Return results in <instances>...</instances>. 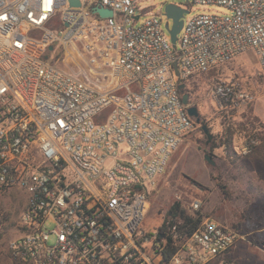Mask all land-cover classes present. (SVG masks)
Segmentation results:
<instances>
[{
    "label": "built area",
    "instance_id": "built-area-1",
    "mask_svg": "<svg viewBox=\"0 0 264 264\" xmlns=\"http://www.w3.org/2000/svg\"><path fill=\"white\" fill-rule=\"evenodd\" d=\"M80 1L0 0V190L26 195L12 256L22 264H216L244 240L238 227L206 217L192 232L169 220L147 231L143 221L158 177L195 126L179 84L250 51L264 82V0L186 1L228 12L184 17L176 47L161 12L138 23L146 0ZM97 5L113 16L100 17ZM79 42L85 58L76 69L48 55L55 43ZM211 93L233 110L256 99L253 88L224 81ZM258 144L249 136L238 152Z\"/></svg>",
    "mask_w": 264,
    "mask_h": 264
},
{
    "label": "rangeland",
    "instance_id": "rangeland-1",
    "mask_svg": "<svg viewBox=\"0 0 264 264\" xmlns=\"http://www.w3.org/2000/svg\"><path fill=\"white\" fill-rule=\"evenodd\" d=\"M168 3L190 8L186 18L200 13L228 12L220 5L146 0L140 3L147 9L138 11L143 14L138 23L144 22L151 13L161 12L162 28L169 37L165 28L168 19L163 14ZM60 23L56 16L49 26L58 29ZM48 55L62 68L76 69L84 64V44L56 43ZM220 81L253 88L256 99L234 110L221 105L211 93ZM185 92L190 94V105L198 107L200 122L194 118V129L184 136L158 177L143 227L147 231L159 228L170 206L179 201L187 213L200 212L203 219H220L244 234V240L216 264H264V139L256 135L264 129V82L257 56L250 51L217 69L196 75L186 81ZM203 125L208 133L204 132ZM253 135L259 139V144L251 154L240 155L241 142ZM206 154L213 164L205 158ZM196 201L200 202L197 209L192 207ZM25 204L26 195L22 190H0V264H22L12 256L9 244L21 236L20 216Z\"/></svg>",
    "mask_w": 264,
    "mask_h": 264
},
{
    "label": "water",
    "instance_id": "water-1",
    "mask_svg": "<svg viewBox=\"0 0 264 264\" xmlns=\"http://www.w3.org/2000/svg\"><path fill=\"white\" fill-rule=\"evenodd\" d=\"M188 1V0H185ZM70 6L72 7H80L81 6V1L80 0H69ZM93 12L98 13L100 17L106 18V17H111L113 16L114 12L112 9L97 5L93 7ZM189 13V10L186 8H183L182 6L176 4V3H168L166 4L164 8V15L168 19L165 28L168 31L170 35L171 42L174 47L177 45V40H178V34L180 33L183 24H184V17L185 14ZM65 26H68V23L65 22ZM56 44V43H55ZM54 45L50 46V49H53ZM174 68L176 71V74H178V68L177 64H174ZM185 83H180L179 84V89L182 93V101L184 104L188 106L187 111L189 115L193 118L196 119L197 122H200V113L198 110V107L195 105H190V94L188 92H185ZM203 130L205 133H208V129L205 125H203ZM205 158L210 162L214 163L210 156L208 154L205 155Z\"/></svg>",
    "mask_w": 264,
    "mask_h": 264
},
{
    "label": "trees",
    "instance_id": "trees-1",
    "mask_svg": "<svg viewBox=\"0 0 264 264\" xmlns=\"http://www.w3.org/2000/svg\"><path fill=\"white\" fill-rule=\"evenodd\" d=\"M256 135L259 137L261 136L264 139V129L257 131ZM167 220L170 221L171 225L177 224L180 227H185L189 232H192L193 230L197 229L203 221V214L200 212H196L195 215L189 214L182 207L181 202L175 201L168 209L164 222ZM174 252L175 247L170 246L169 250L166 252V258H170Z\"/></svg>",
    "mask_w": 264,
    "mask_h": 264
},
{
    "label": "crops",
    "instance_id": "crops-1",
    "mask_svg": "<svg viewBox=\"0 0 264 264\" xmlns=\"http://www.w3.org/2000/svg\"><path fill=\"white\" fill-rule=\"evenodd\" d=\"M215 220H216V219H215ZM217 221H219V222L223 223V222H222V220H220V219H219V220H217ZM223 224H227V223H223ZM227 225H231V224H227ZM241 241H242V240H241ZM237 244H238V243H237ZM235 247H237V246H235ZM235 247H234V248H235Z\"/></svg>",
    "mask_w": 264,
    "mask_h": 264
}]
</instances>
